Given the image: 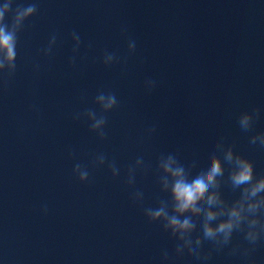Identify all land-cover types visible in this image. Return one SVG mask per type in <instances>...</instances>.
Here are the masks:
<instances>
[{
  "label": "clouds",
  "instance_id": "clouds-1",
  "mask_svg": "<svg viewBox=\"0 0 264 264\" xmlns=\"http://www.w3.org/2000/svg\"><path fill=\"white\" fill-rule=\"evenodd\" d=\"M14 0H4L0 4V76L12 77L17 69L18 34L25 26V22L33 17L37 11L36 3L27 5L17 4ZM11 15L10 22L6 19ZM74 42L73 53H77L81 45L80 35L71 33ZM57 36L50 37L48 46L42 49L45 56L52 53ZM136 50V41L129 39L128 53ZM75 63V55L70 58ZM119 62L115 53L106 52L103 56L105 66ZM156 81L148 79L145 87L152 91ZM95 108L77 113L75 118H86L90 122V131L101 140L107 136L106 114L118 105L114 92H99L94 99ZM259 109L242 112L238 117V124L242 131L249 132L253 128L254 120L259 117ZM155 127L149 129V134ZM249 143L264 148V132L251 135ZM108 167L115 178L120 169L115 161H108L106 155L99 154L95 159L96 166ZM227 176L225 177L226 168ZM146 168L143 157H138L133 166L128 169L127 184H135L136 171ZM195 174L193 170L197 169ZM157 184L161 193L167 194L166 199H159L155 207H146L144 215L150 223H158L162 230L176 241L175 255L183 256L187 253L196 260L206 262L211 257V251H202L204 243L209 242L212 250L222 251L232 245L235 233H241L250 247L241 248L239 245L230 249V254H241L248 257L255 247L264 241V174L257 175L254 162L234 150L233 145H226L223 140L217 142L207 162L198 166L197 161L184 164L175 153L161 154L156 163ZM73 174L81 183L89 180V172L79 163L75 164ZM227 185L238 196L233 200L225 199L223 186ZM144 194L140 190L133 193L134 202H142ZM169 254L164 251L162 261L167 262Z\"/></svg>",
  "mask_w": 264,
  "mask_h": 264
}]
</instances>
